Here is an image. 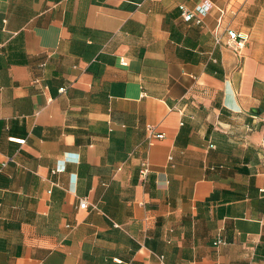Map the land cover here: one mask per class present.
<instances>
[{"label":"crops","instance_id":"obj_1","mask_svg":"<svg viewBox=\"0 0 264 264\" xmlns=\"http://www.w3.org/2000/svg\"><path fill=\"white\" fill-rule=\"evenodd\" d=\"M0 264H264V0H0Z\"/></svg>","mask_w":264,"mask_h":264},{"label":"built area","instance_id":"obj_2","mask_svg":"<svg viewBox=\"0 0 264 264\" xmlns=\"http://www.w3.org/2000/svg\"><path fill=\"white\" fill-rule=\"evenodd\" d=\"M209 4L203 3L200 5H197L193 10L187 9L185 6L180 5L181 10V16L182 18L188 22V23H195L200 24L202 22V18L208 13L209 11ZM228 40L226 41V46L230 47L234 51L240 50V48L244 45L247 36L241 35L237 33L234 30L228 29L227 30ZM219 38H216V41H218ZM121 63H125L124 59H121ZM148 130L151 132V127L148 128ZM157 137H162V134L156 135ZM5 163H2L1 166H4ZM63 169H60L62 171ZM56 171V170H55ZM148 171V165L147 163H142V166L140 168L141 175H145ZM78 207L80 208H86L87 207V201L86 199L82 198L80 199L78 203ZM93 208L97 209L96 205H92ZM221 242L220 239L216 240L215 243ZM162 258V256H160Z\"/></svg>","mask_w":264,"mask_h":264}]
</instances>
